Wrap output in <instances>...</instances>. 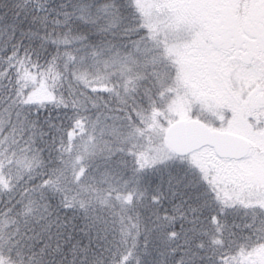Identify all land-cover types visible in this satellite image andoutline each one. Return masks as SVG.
<instances>
[{"label":"trees","instance_id":"1","mask_svg":"<svg viewBox=\"0 0 264 264\" xmlns=\"http://www.w3.org/2000/svg\"><path fill=\"white\" fill-rule=\"evenodd\" d=\"M131 1L0 0V152L34 163L0 186L1 261L264 264V212L254 219L256 209L223 193L217 177L170 185L151 154L155 131L137 119L142 111L83 83L94 63L147 31L128 16L123 28L98 31L88 14L129 13ZM42 90L46 98L33 101ZM118 118L127 124L108 136L95 129ZM91 137L95 152L86 153Z\"/></svg>","mask_w":264,"mask_h":264},{"label":"rangeland","instance_id":"2","mask_svg":"<svg viewBox=\"0 0 264 264\" xmlns=\"http://www.w3.org/2000/svg\"><path fill=\"white\" fill-rule=\"evenodd\" d=\"M131 3L134 9L126 10L129 13L113 6L111 10L92 9L88 14L98 21V31L104 24L109 31L123 28L121 19L127 16L134 19L136 31H147L125 49L113 50L111 57L94 63L93 70L83 72V83L94 93L125 97L142 111L137 119L155 131L150 136L151 154L155 165L163 162L162 173L172 179L170 185L180 186L185 183L183 177L193 180L196 173L210 177V185L219 178L223 193L253 206L257 212L253 218H259L264 212V0ZM233 22L236 34L220 46L214 44L218 29ZM46 93L37 92L32 100H43ZM142 103L148 105L149 113ZM181 119H199L212 129L242 135L250 141L251 151L239 160L220 158L209 146L177 156L165 143V131ZM126 124L118 118L95 129L108 136ZM129 137L138 143L134 134ZM94 143L93 137L86 141V153L90 149L95 152ZM4 144L1 142L0 148ZM9 152H0V186L19 182L34 164ZM2 240L5 243L8 238ZM0 264L5 263L0 259Z\"/></svg>","mask_w":264,"mask_h":264},{"label":"water","instance_id":"3","mask_svg":"<svg viewBox=\"0 0 264 264\" xmlns=\"http://www.w3.org/2000/svg\"><path fill=\"white\" fill-rule=\"evenodd\" d=\"M224 38L215 36L213 43L222 45ZM165 143L177 156H187L209 146L220 158L239 160L249 155L250 141L242 135L210 128L199 119H181L165 131Z\"/></svg>","mask_w":264,"mask_h":264},{"label":"flooded vegetation","instance_id":"4","mask_svg":"<svg viewBox=\"0 0 264 264\" xmlns=\"http://www.w3.org/2000/svg\"><path fill=\"white\" fill-rule=\"evenodd\" d=\"M234 23L235 22L221 26L218 29L217 34H219V32H220L221 36H223L224 40L226 41V39H228L229 36L236 34V26Z\"/></svg>","mask_w":264,"mask_h":264}]
</instances>
